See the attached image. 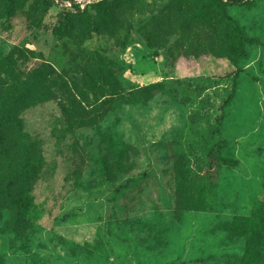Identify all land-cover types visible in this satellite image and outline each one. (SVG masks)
Segmentation results:
<instances>
[{
    "label": "rangeland",
    "instance_id": "1",
    "mask_svg": "<svg viewBox=\"0 0 264 264\" xmlns=\"http://www.w3.org/2000/svg\"><path fill=\"white\" fill-rule=\"evenodd\" d=\"M99 1L0 15V115L21 124L0 127V264H240L230 223L264 205V0H225L260 41L236 66L215 13L187 34L177 0Z\"/></svg>",
    "mask_w": 264,
    "mask_h": 264
},
{
    "label": "trees",
    "instance_id": "2",
    "mask_svg": "<svg viewBox=\"0 0 264 264\" xmlns=\"http://www.w3.org/2000/svg\"><path fill=\"white\" fill-rule=\"evenodd\" d=\"M21 0H0V15H9L14 7L20 5ZM115 0H101L96 3V6H101L104 3H115ZM179 7L181 8V15L186 11L190 12L187 16V24L184 27L185 33L196 32L197 28L202 24H208L210 16L215 13L220 20L226 25H223L222 35L228 34L225 38L223 36L224 46L222 49L227 52L230 62L236 66L238 61L244 56V42H257L260 41L255 37H246L240 22L232 16L228 10L227 1L225 0H177ZM49 6L44 7V11H48ZM64 10H67L70 16L73 14L83 16L86 20L87 33H90L91 20L90 14L84 11L76 3H73L71 7L66 6ZM216 17V18H217ZM88 20V21H87ZM219 21V20H218ZM67 23L60 25V28H67ZM208 28V27H207ZM213 31V30H211ZM34 81L37 83L39 93L43 92L45 95V88L43 85L42 77H35ZM234 96L231 94L226 100L225 104ZM17 121V122H16ZM20 120H17L16 116H13L11 112L0 115V127H17L21 124ZM223 123V116L217 118L215 131L220 132V128ZM228 145V142L222 138L221 142H216L211 146L208 156L210 163H214L215 160H221L224 164H229L230 161L225 158L216 157L217 149L224 148ZM4 189L0 188V193H4ZM11 197V194H10ZM10 201L18 208V218H26L36 208L31 200H24L17 197L10 198ZM230 229L236 235L244 236L245 248L240 260V264H264V205L259 204L254 207L249 215H235L234 219L230 223Z\"/></svg>",
    "mask_w": 264,
    "mask_h": 264
},
{
    "label": "water",
    "instance_id": "3",
    "mask_svg": "<svg viewBox=\"0 0 264 264\" xmlns=\"http://www.w3.org/2000/svg\"><path fill=\"white\" fill-rule=\"evenodd\" d=\"M58 2H61V3H63V0H58ZM73 3H75V2H73Z\"/></svg>",
    "mask_w": 264,
    "mask_h": 264
}]
</instances>
